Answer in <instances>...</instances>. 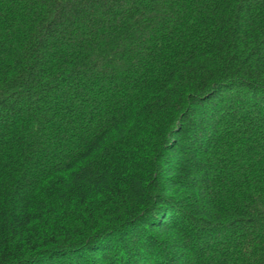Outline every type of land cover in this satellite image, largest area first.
I'll return each mask as SVG.
<instances>
[{
	"label": "trees",
	"instance_id": "obj_1",
	"mask_svg": "<svg viewBox=\"0 0 264 264\" xmlns=\"http://www.w3.org/2000/svg\"><path fill=\"white\" fill-rule=\"evenodd\" d=\"M0 264H264V0H0Z\"/></svg>",
	"mask_w": 264,
	"mask_h": 264
}]
</instances>
